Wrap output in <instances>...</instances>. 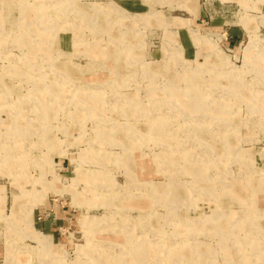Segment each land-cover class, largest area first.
Instances as JSON below:
<instances>
[{"label": "rangeland", "instance_id": "374dc122", "mask_svg": "<svg viewBox=\"0 0 264 264\" xmlns=\"http://www.w3.org/2000/svg\"><path fill=\"white\" fill-rule=\"evenodd\" d=\"M0 198V264H264V0H0Z\"/></svg>", "mask_w": 264, "mask_h": 264}, {"label": "bare ground", "instance_id": "6f19581e", "mask_svg": "<svg viewBox=\"0 0 264 264\" xmlns=\"http://www.w3.org/2000/svg\"><path fill=\"white\" fill-rule=\"evenodd\" d=\"M21 14H24V13H26V8L23 6L21 9ZM39 19V18H38ZM204 100V99H203ZM172 101L173 102H175V103H179V104H181V105H179V106H181L182 108H184L185 109V107H184V105L182 104V101L180 100V98L177 96V95H173L172 96ZM208 101V100H207ZM203 102V101H202ZM186 110V112H187V114H189L190 113V111L188 110V108L187 109H185ZM220 113H225V111H218V115L220 114ZM214 117V116H213ZM168 120H167V118H164V116H162V118H158V119H155L153 122H152V124H153V130H160V129H162V128H164L165 130H167V132H168V127H164V126H167L168 125ZM187 130V129H186ZM157 136V135H156ZM165 136V135H164ZM172 137V136H171ZM173 138V140H176L174 137H172ZM193 151V150H192ZM176 152H177V154L178 153H181L182 155H184V156H186V158H189V159H191L193 156H196L195 158V160L192 158L191 159V161H196L197 160V158H198V155H196V153L195 152H190V154H189V152L187 153V152H185V150L184 149H182V147L180 148V147H177L176 148ZM170 160L166 157V158H164V157H162V159H161V162L162 163H167V162H169ZM200 162H202L203 163V166H205V168L201 165L200 167H202V170L201 171H203V173H204V171L209 167V161L207 160V159H205V157H202L201 159H200ZM247 182V183H249V182H251V181H248V180H246V178L245 179H243L242 181H240V180H238V182H237V188L238 189H240V190H236L235 188H233L232 190L233 191H235V192H233L234 193V195H237V192H239L240 191V193H241V190H242V187H243V189H248V188H246V185H247V183H244V182ZM253 184V183H252ZM245 187V188H244ZM209 188H210V190L211 191H213V185L211 184L210 186H209ZM245 191V190H244ZM0 200H1V198H0ZM233 200H236V201H239L242 205H244V204H246L244 201L246 200L243 196H242V193H241V199H240V197H235ZM243 200V201H242ZM217 209H219V208H216V210ZM221 209V208H220ZM219 215H215V217H213L214 219H216L215 221H214V223H215V225H216V228L218 227V230L220 229V227H219V224L221 223L220 221H219V217L220 216H222V212L220 213H218ZM224 214H225V216H227L225 219L227 220L226 221V226H228L229 224H231V223H233V218L231 217V216H229V215H227L225 212H224ZM124 217H126L125 215H123L122 214V216H121V218H124ZM213 221V220H212ZM229 227V226H228ZM228 227H225V228H227L228 229ZM227 231V232H226ZM219 232L220 233H222V235H227V236H229V229L228 230H225V231H221V230H219ZM182 247V246H181ZM179 249H182V248H179ZM21 250H23V249H21ZM128 251H132V253L131 254H133L134 253V251L132 250V248H129L128 249ZM134 260V259H133ZM137 263V262H136Z\"/></svg>", "mask_w": 264, "mask_h": 264}]
</instances>
